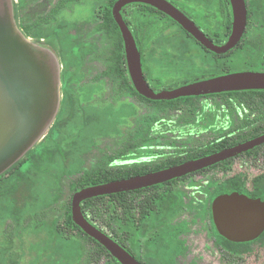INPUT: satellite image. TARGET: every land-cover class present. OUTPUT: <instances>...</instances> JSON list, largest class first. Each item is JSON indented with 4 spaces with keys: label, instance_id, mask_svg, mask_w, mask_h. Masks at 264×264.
I'll use <instances>...</instances> for the list:
<instances>
[{
    "label": "rangeland",
    "instance_id": "374dc122",
    "mask_svg": "<svg viewBox=\"0 0 264 264\" xmlns=\"http://www.w3.org/2000/svg\"><path fill=\"white\" fill-rule=\"evenodd\" d=\"M108 1L67 3L45 23L43 16L57 0H1L5 24L19 44L35 60L47 62L49 67L53 64L59 70V79L52 87V92L56 87L52 119L46 125L34 122L32 128L24 124L18 138L0 155L2 174L28 150L44 146L43 154L33 155L32 161L21 167V173H8V179L0 183V264H86V251L94 247L92 242L82 241L83 256L71 258L61 252L57 238L58 232L72 231L67 215L78 178L103 168L151 165L169 156L183 155L215 141L232 120L238 119L236 111L224 105L227 98L221 95L198 99L203 110L192 112L180 105L149 102L123 85L122 76L114 72L121 61L114 51L121 35L112 23L104 22L102 11ZM175 1L185 8L190 5L200 9L206 2ZM133 9L126 8V15L130 16ZM214 16L219 17L217 11L206 21L210 28L216 25ZM152 20L142 34H146L145 67L155 86L170 88L185 79L206 75V71L201 74L188 70V63L179 58L175 38L164 40L162 34L173 31L175 25L157 16ZM34 22L41 23L42 32L38 28L36 36L24 38L18 23ZM151 26L154 30L150 31ZM256 27L250 18L247 28ZM7 74L9 77V68L0 55V103L13 98V88L1 80ZM63 79L68 84L66 92L61 89ZM208 105L221 107L213 128L195 122ZM3 110L0 109V117L4 118L0 129L4 134V124L14 113ZM58 114L59 125L49 137ZM0 138L3 143L5 137ZM263 144L253 153H242L226 164L174 179L170 186L180 190L183 207L152 221L150 232L141 238L142 262L264 264V245L241 256L221 249L210 229L207 211L211 192L228 179L244 182L248 190L257 185L259 178L263 177L261 183L264 182ZM221 195L212 201V224L213 204ZM214 227L217 229L215 223Z\"/></svg>",
    "mask_w": 264,
    "mask_h": 264
},
{
    "label": "water",
    "instance_id": "95a60500",
    "mask_svg": "<svg viewBox=\"0 0 264 264\" xmlns=\"http://www.w3.org/2000/svg\"><path fill=\"white\" fill-rule=\"evenodd\" d=\"M230 1L233 12L232 33L225 44L217 46L199 30L191 19L168 0H116L112 6V17L121 34L128 74L136 92L149 100H172L179 97L229 91L264 90V71L253 70L225 73L185 83L171 89L154 90L144 77L141 55L136 41L121 14L122 7L127 4H149L176 20L203 45L215 52L223 53L239 40L246 22L244 0ZM1 5L0 0V7ZM0 55L9 68V77L7 74L5 78L2 76L1 80L5 81L6 85H9V88H13L14 91L12 93L13 98L6 101L1 100L0 103V109L7 110L5 113H14L10 121H7L8 124H4V134L0 129V136L5 137L3 143H0V155H2L3 149L5 148L6 150H4L7 152L9 143L18 138L24 124L28 123L32 128L34 122L41 121L46 125L52 119L56 107L52 87L59 76L53 64L46 67L43 61L35 60L30 54H27L19 44L17 36L12 34L11 28L5 24L1 10ZM50 68H53L56 73L54 74ZM2 119L4 120V118ZM2 119L0 117V124ZM263 143L264 133L210 154L168 167L83 187L72 194V220L85 234L104 246L120 264H141L121 244L86 217L81 208V203L84 200L167 182L233 158ZM242 201L246 202L247 205H243ZM213 220L219 233L229 240H252L264 230V201L259 198H250L238 192L223 194L214 201Z\"/></svg>",
    "mask_w": 264,
    "mask_h": 264
},
{
    "label": "trees",
    "instance_id": "16d2710c",
    "mask_svg": "<svg viewBox=\"0 0 264 264\" xmlns=\"http://www.w3.org/2000/svg\"><path fill=\"white\" fill-rule=\"evenodd\" d=\"M77 1L78 0H57L53 8L43 16V21L45 23L50 22L54 15L61 12L63 5L67 3H75ZM115 1L116 0H109L108 3L103 5L102 11L104 15V22L112 23L118 32V26L112 17V6ZM136 5L140 7L145 6L156 10L147 4L136 3ZM158 12L161 13L160 11ZM132 21L127 20L130 28L133 30L138 25L137 12H135ZM39 25H41V23L37 24L34 22L32 24L18 23L17 26L23 36L31 38L37 35L38 32L36 29L39 28L38 31L42 32V29ZM40 35V37H43V34ZM114 51H116L121 60L119 65L115 66L116 69L114 72L121 75V78L126 81V84L128 83V87L130 86L134 90L126 68L124 47L121 37L120 42L115 46ZM67 87L68 84L66 80L63 79L61 83V89L63 92H66ZM215 95L226 97L227 100L224 102V105L227 107L231 106V108L236 111V115L238 116V119H234L226 130L220 132L219 137H217L215 141L204 144L202 147L194 149L193 151L187 152L183 155L166 157L163 160L155 162L151 165H143L132 168H103L97 170L93 173L78 178L73 184V193L89 185L125 178L136 174H142L168 167L185 160L198 158L264 133V90L229 91L223 92L221 94H209L205 96L179 97L172 100H149L141 95L139 96L152 103H169L177 107L180 105L189 111L197 112L198 110H203V108H201V104L197 102L198 99ZM229 99L231 101H229ZM220 108V105H208V108H205L206 110H204V115L199 116L195 122L199 123V125L213 128L221 112ZM59 121L60 114H58L53 121V124L50 128L51 130L47 136L50 137L54 133L53 130L54 128H57ZM259 147L261 146H257L251 150H248L245 152V154H251ZM43 152V144H39L28 150L22 158L18 159L12 164L6 172L0 174V183L8 179V173H21V167L26 162H31L33 155H41ZM136 155L138 154H130L129 156ZM230 159L231 158L226 159L210 167L226 164V162ZM259 179L261 180L258 181L257 185L253 187L252 190H248L245 187L244 182H239L238 180L230 178L227 180V182H224L222 185L214 189L211 194V201L221 193L231 192H238L245 194L250 198H259L264 201V182L261 183L263 177ZM173 180L174 179L138 190L91 197L81 203V208L83 213L92 223H94L96 226H99V228L109 234L112 238L120 242L122 246L123 241L128 240L134 247V250L138 252L139 239L145 234V232L150 231L151 222L155 220L160 213H175L180 208V196L176 191L171 190V186L167 185ZM67 222L69 229L72 231L58 232L57 234L58 246L66 257L72 258L74 256H83L84 248L82 246V241H89L94 244V247L88 252L85 250L87 256L86 264H120L104 248V246L85 234L81 228L73 222L71 217V201L70 210L67 215ZM214 228L215 227L213 226V232L219 247L228 252V254L236 253L237 255L241 256L250 253L255 246L264 245V230L259 236L252 240L232 241L221 235L218 230ZM102 258H104L103 262H101Z\"/></svg>",
    "mask_w": 264,
    "mask_h": 264
},
{
    "label": "flooded vegetation",
    "instance_id": "af4514ba",
    "mask_svg": "<svg viewBox=\"0 0 264 264\" xmlns=\"http://www.w3.org/2000/svg\"><path fill=\"white\" fill-rule=\"evenodd\" d=\"M168 1L172 3L175 7H177L181 12H183L189 19H191L195 23V25L199 28V30L214 45L221 46L228 41L232 33V22H233V12H232V6H231L230 0H206V2H203L201 9L194 8V7L192 8L190 5H188V7L185 8L179 2H176L175 0H168ZM244 2H245V7H246V22H245V27L243 29V32L239 40L236 42V44L223 53L215 52L214 50L203 45L197 38H195L187 30H185L176 20H174L173 18H171L170 16H168L167 14L161 11H160L161 13H159L158 12L159 10L156 8H155L156 10H153L145 6L140 7L136 5V3H130V4L123 6L121 9V14H122L123 19L127 23L129 29L131 30L134 36V39L136 41L138 50L141 55V65H142L143 74L148 84L154 90L158 91L162 89H171V88L177 87L185 83L193 82V81L204 79V78L214 77V76H218V75H222V74L230 73V72L244 71V70L264 71V0H244ZM141 4H145V3H141ZM130 7H134L135 9H133L129 13L130 16H127L125 13V10L126 8H130ZM216 11L219 14V17L214 16V20H216V25L215 27L210 28L208 24L206 23V21L210 19L209 18L210 14H213V12H216ZM135 12H137V15H138V25H137L138 27L136 28L133 27L134 29L132 30L127 20L132 21L134 18ZM155 16H157L158 19H163V20L172 22L175 25L176 28L173 31L167 34H162V36L164 37V40L166 41L168 40L170 41L171 39L175 38L174 43H176L177 45L176 50L178 51L179 58H181L182 60L188 63V70L191 72H197L201 74L204 71H206L207 73L206 75H201V76H196L193 78L185 79L181 83L175 84L170 88H167L166 86H161V87L155 86L152 78L149 76L150 74L147 72L146 67H145V58L143 54L144 53L143 52V48H144L143 41L145 39L146 34L145 33L142 34V32H145L146 26L151 25V22L153 21L152 19ZM250 18H252L255 21V25L257 26L256 28H252V29L247 28L248 20ZM153 26H151L149 30L152 29ZM120 79L122 80V83H124L123 85H126V87H128V83L126 84V81L124 79L122 78ZM221 93L223 92L213 93V94H221ZM205 95H209V94H205ZM205 95H198V96H205ZM202 115H204V113ZM207 168H203L201 170H198L196 172H193L187 175L197 174L199 172H202L203 170H206ZM187 175H184V176H187ZM171 183L172 181L169 182V184L167 185L170 186ZM171 190L176 191L178 195L180 196L181 204H180L179 210L177 211L179 212L180 209H182L183 207L181 192L180 190L176 188H172ZM211 194L209 197V204L207 207L208 209L207 211L210 217V229L216 241V237L213 232V226H214L213 216H212V222H213L212 224L211 215H210L212 201L214 200L213 199L211 201ZM221 194H228V193H221ZM165 213L167 214V213H174V212H165ZM166 214L160 213L156 217V219L161 218L162 216ZM151 227H152V222H151ZM148 232L150 231L145 232V234L140 237L138 252L134 250V247L130 244L128 240L123 241V247L129 253H131L135 258H137L141 264H144L141 260V253H140L141 252V249H140L141 238L146 236ZM118 243L120 244V242Z\"/></svg>",
    "mask_w": 264,
    "mask_h": 264
},
{
    "label": "crops",
    "instance_id": "0c3cea01",
    "mask_svg": "<svg viewBox=\"0 0 264 264\" xmlns=\"http://www.w3.org/2000/svg\"><path fill=\"white\" fill-rule=\"evenodd\" d=\"M24 38H27V37H24ZM45 63V62H44ZM45 65H46V67H49V66H47L48 65V63L46 62L45 63ZM52 71H53V73L55 74L56 72L54 71V69L53 68H50ZM57 74H58V76H59V70L57 69ZM55 90H56V87L53 89V100H54V103L56 104V100H55V97H56V94H55ZM54 104V105H55Z\"/></svg>",
    "mask_w": 264,
    "mask_h": 264
}]
</instances>
